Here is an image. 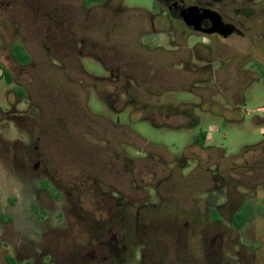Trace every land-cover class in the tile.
<instances>
[{
    "label": "rangeland",
    "instance_id": "1",
    "mask_svg": "<svg viewBox=\"0 0 264 264\" xmlns=\"http://www.w3.org/2000/svg\"><path fill=\"white\" fill-rule=\"evenodd\" d=\"M121 5L127 9L119 10ZM151 5V0H110L86 10L83 0H0V64L13 82L8 86L0 79V218L7 219L0 228V264L5 254H17L27 264H42L47 257L54 264H81L88 251L102 246L103 235L112 229L111 191L121 193L123 206L137 200L136 240L157 264H264V83L249 78L239 82L237 74L249 69L240 57L241 40L202 43L197 48L202 54L217 53L218 59L170 63L175 69L189 64L197 73L209 71L207 78H186L181 89L163 93L162 101L181 105L178 111L164 114L156 110L165 119L176 115L170 119L152 123L141 117L149 112L126 108L117 122L98 97L87 99L86 87L97 83L83 70L91 77L105 76L95 58L104 46L148 58L134 40L136 32L148 27L137 10L148 11ZM113 9L119 15H113ZM14 43L31 55L28 66L18 68L9 57ZM221 46L224 55L219 57ZM228 50L234 52L226 55ZM120 83L124 84L123 79ZM14 85L25 89L26 101L18 104L11 91ZM239 86V101L228 103L226 89ZM95 91L100 96L116 95L113 89L100 93L96 86ZM70 102L81 108L86 103L95 123L107 121L121 127L106 124L105 132L94 133L89 140L79 131L63 129L60 118ZM39 105L48 114L42 126L52 128L51 134L64 131L67 139H62L75 146L98 150L104 146L99 158L104 175L94 170L85 176L73 166L64 163L60 170L52 163L55 174L47 169L44 176L60 184L52 190L38 186L34 166ZM200 137L209 146L205 150L196 149ZM185 153L196 155L202 165L218 163L220 167L215 173L204 172L187 159L189 166L181 171L182 161L176 159ZM228 164L235 167L227 168ZM96 178L102 188L93 184ZM214 190L220 195L217 209L211 212L214 206L206 204L205 194L210 201ZM151 192L160 207L146 202ZM241 204L253 215L237 231L232 217ZM126 210V206L122 211L113 207L112 212ZM183 230L185 241L179 239ZM215 235L221 236L216 240L220 246L211 261L207 252ZM235 251L239 259L228 260L230 254L235 258Z\"/></svg>",
    "mask_w": 264,
    "mask_h": 264
},
{
    "label": "flooded vegetation",
    "instance_id": "2",
    "mask_svg": "<svg viewBox=\"0 0 264 264\" xmlns=\"http://www.w3.org/2000/svg\"><path fill=\"white\" fill-rule=\"evenodd\" d=\"M107 1L110 0H101L98 3L86 6L85 0H83V7L89 10L92 6ZM151 1L152 5L150 10H137V12L144 15L147 19L146 26L148 27L145 28L144 31L136 32L134 40L136 45L146 51V56L148 58L144 59L142 58L144 55L142 56L141 54H126L120 49H115L114 47L107 48L104 46V48L101 49V53H99L100 56L95 58L102 64L105 70V76L101 78L91 77L83 70L87 78H92L96 81L97 88L102 90L100 93L107 91V89L116 91V95L113 96L106 95V93L100 96L99 93L95 91V85L86 87L87 99L92 95L98 97L106 108L115 115L117 122L119 120L118 115L126 108H131L134 111L140 112V114L142 112H149L146 117L142 115L141 117L147 121H152V123L155 122V119L166 120L170 119V116H176L175 114H170L166 119L158 116L156 110H160L162 114H164L165 111H178L181 107L178 103L162 101L161 96L163 93L181 89L185 85L186 78L193 77V79H199V76L207 78L209 77V71L197 73L190 69L189 64L186 66L180 65L184 67V69H175L169 65L175 61L178 63L190 62L191 59H196L200 62L203 60L210 61L215 58L218 59L217 53L215 54L210 50L202 54V52L197 49L200 48L202 43L219 42L220 44L222 41L232 38L241 40L244 45V50L240 57L242 61L249 64V69L245 70L243 75L237 74V76L240 77L238 78L239 82L243 84L249 78L256 81H263L264 83V0H259L258 2H256V0ZM118 9L123 10L127 8L121 5ZM114 14L119 15L117 12H114L113 15ZM115 28L120 29L121 27L117 26ZM139 38H142L146 45L144 43V45L138 43ZM166 45L173 49H165L164 47ZM22 47L24 48V46ZM218 51L220 52L219 57H222L224 55L222 46L219 47ZM228 51H226V55H230L234 52V50L229 51L228 54ZM25 52L30 56L31 62V55L26 50ZM159 52H163L165 56H160ZM9 57L11 58L10 54ZM12 61L18 68H24L30 64L29 62L28 65L22 66L17 64L13 59ZM0 67L7 71L1 64ZM187 68L189 70H187ZM7 73L10 75L8 71ZM195 74L197 76H194ZM220 76H218L219 83H221L219 80ZM212 77L213 74L210 78ZM0 79H4L2 70H0ZM121 79L124 81L123 85L120 83ZM11 84H13V82ZM11 84L6 83L8 86ZM89 88H91V91ZM11 91L14 97L17 98L18 104L21 101H26L28 98L25 89L20 85H14ZM239 92L240 86L228 88L226 89L224 98L228 103H236L239 101ZM128 95L130 99L127 98ZM199 96L202 98L205 94L199 93ZM64 110L65 116L60 118L61 120L63 119V121H61L63 129L79 131L85 136L86 140L91 139L94 133L98 134L99 131L105 132L104 125H113L107 121H103L102 123L93 122L88 115L89 111L86 108V103L81 108L76 103L70 102ZM37 112L39 115L38 124L40 130L39 137L36 139L37 159L34 169L38 170L37 184L40 188L52 190L55 189L56 185L60 184L58 181H52L53 179L50 180L47 176H44V173L48 171L47 169L55 174L52 168L53 165H51L52 163L57 165L60 170L62 166H65L64 163L67 166H73V168L79 170V172L85 176H89L92 173L91 171L94 170L103 173L105 168L102 163H100L99 158L100 153H104V146L103 148L100 147L102 150H98L91 149L88 146H75L65 142L62 139L66 138L64 131L51 134L52 128L49 130L43 128L42 125L47 123L48 114L41 105L37 108ZM113 126L117 128L121 127L116 124ZM196 143V149L205 150V148L209 147L201 137L197 139ZM128 158L132 157L129 156L126 159ZM187 159L194 160L197 164V169L200 168L204 172L208 171L215 173L220 167L218 163L202 165L196 155L193 153L186 155L185 153L180 159H176L177 161H182V166L179 167L181 171L188 168ZM219 159L221 161L220 157ZM170 164L171 162L168 164L169 167H171ZM100 165L102 166L100 167ZM230 166L235 167L234 165L228 164L227 168ZM56 175L58 176L59 173L56 172ZM102 175H104V173ZM93 184L101 186L99 188L103 187L97 178ZM149 190L151 191V188ZM218 193L220 192L214 190L211 193L213 198H210V201L209 198H207V194H205L206 204H208V206H214L213 209H210L211 212L213 210L215 212L217 209L218 205L216 202L218 200V195H220ZM149 198L150 200L146 202H153V204L159 206V204L156 203L157 197L155 192H151ZM123 199L121 193L115 191L110 192L108 200L111 202V208H109L110 206L108 205V209H110L108 215L110 216L109 221L111 223L114 221L111 227L113 230L109 229L108 232L103 235L102 239H105V241L102 243L101 247H98L99 249H96V247L86 253L85 259L81 264H157L151 252H146L143 246L139 245L140 243L136 240L138 223L140 221L137 200L133 198L127 204L125 203L127 210L124 213L112 212L113 207H115V210L118 208L119 211H122L125 207L123 206ZM241 206L240 210L232 217L233 226L237 231L241 230L244 224L253 215L251 212L252 210L248 206L243 204H241ZM214 218L217 219L216 216ZM236 218L240 220L243 219L244 221L239 228L234 225ZM0 220L1 228L2 223L7 222V219H2L1 217ZM126 222H128L127 225L125 224ZM184 225L187 227L188 224L184 223ZM180 234L182 235L179 236V239L185 241V231ZM220 237V235H215V237L210 239V250L207 252V254H209L208 260L212 261V259L217 258L216 246L219 248L220 245H216V240H220ZM100 249H103V251L98 254V250ZM232 255L233 254H230V256L228 255V260L235 261L234 259L237 257L239 259V251H235V258L231 257ZM45 260L42 264H54L50 262L49 257ZM1 264H27V262L20 259L17 254L11 256L5 254L2 257ZM72 264H75V262H72Z\"/></svg>",
    "mask_w": 264,
    "mask_h": 264
},
{
    "label": "trees",
    "instance_id": "3",
    "mask_svg": "<svg viewBox=\"0 0 264 264\" xmlns=\"http://www.w3.org/2000/svg\"><path fill=\"white\" fill-rule=\"evenodd\" d=\"M101 0H85V5H91L93 3H98ZM9 54L11 58L19 65H28L30 62V56L25 52L24 48L20 44H13L9 48ZM0 70L3 71V78L5 79L7 84L12 83L11 76L0 67ZM241 216V215H239ZM244 223L243 219H237L234 221V225L239 228Z\"/></svg>",
    "mask_w": 264,
    "mask_h": 264
}]
</instances>
